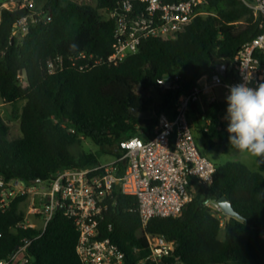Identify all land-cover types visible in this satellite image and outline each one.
Masks as SVG:
<instances>
[{"label": "trees", "instance_id": "1", "mask_svg": "<svg viewBox=\"0 0 264 264\" xmlns=\"http://www.w3.org/2000/svg\"><path fill=\"white\" fill-rule=\"evenodd\" d=\"M45 1L51 21L33 25L23 39L13 36L14 29L29 9L8 10L0 3V95L7 103L25 101L21 137L10 139L11 127L0 115V179L6 183L50 182L63 169L99 165L98 155L73 154L83 137L101 152L120 156V141L148 134L142 114L155 109L153 131L160 114L174 116L181 94L262 33L261 18L242 0H207L202 10L209 15L196 17L173 39L145 40L138 53L119 63L112 60L115 21L102 15L117 0H96V6ZM82 53L94 60L78 59ZM58 56L63 66L50 73L48 62ZM257 56L264 63V52ZM177 75V90L159 84ZM226 109V100H216L206 103L204 111H194L207 151L229 142V134L220 129ZM215 164L213 181L198 185L199 192L180 216L155 218L145 229L137 198L116 190L101 232L124 252L125 264H149L142 262L150 253L147 234L175 242V255L183 264H264V162L258 171L238 161ZM2 192L0 187V203ZM223 197L243 218L226 220L224 227L206 204ZM26 200L18 197L0 211V263L10 261L29 242L28 264H82L76 249L79 233L63 211L55 212L45 230L20 227L26 221Z\"/></svg>", "mask_w": 264, "mask_h": 264}, {"label": "built area", "instance_id": "2", "mask_svg": "<svg viewBox=\"0 0 264 264\" xmlns=\"http://www.w3.org/2000/svg\"><path fill=\"white\" fill-rule=\"evenodd\" d=\"M114 8L107 9L105 17L115 21L114 52L112 60L122 63L129 56L139 52L147 39L170 40L183 32L192 21L203 14L202 6L207 0H117ZM256 17L261 18L262 33L246 43L239 53L229 59L227 79L216 70L200 77L175 101L174 116L159 115L157 125L144 137L140 135L120 141L121 155L115 161L83 169H63L50 182L28 184L21 180L6 183L0 179L3 189L0 211L5 210L18 197L27 196L32 207L26 221L20 227L30 224L29 215L38 214L35 203L41 205V220L45 230L56 211L61 210L73 220L79 233L77 254L82 264H125V254L111 238L103 237L101 225L114 205L116 190L124 196L137 198L139 216L145 229L155 218L177 217L194 197L198 185L209 184L216 173V164L199 148L196 131L192 124L195 109L204 111L205 104L226 100L227 86L241 83L257 87L264 83V63L257 53L264 52V0H242ZM29 9L15 25L14 35L23 39L30 28L42 21H51L38 0H21L14 5ZM4 8V7H2ZM1 19V18H0ZM78 59L94 56L80 54ZM101 61H96L98 64ZM61 56L50 59L48 70L55 73L61 69ZM88 66V65H87ZM233 78L228 79L229 76ZM18 78L25 85L23 76ZM180 76L166 77L159 84L168 91L177 90ZM205 131H208L206 128ZM116 186L118 189H116ZM224 227L227 215L217 201L206 203ZM112 230V226L109 227ZM149 255L142 261L149 264H183L175 255L176 243L165 236L147 234ZM264 239V233H263ZM29 242L18 248L10 261L28 264L25 251Z\"/></svg>", "mask_w": 264, "mask_h": 264}, {"label": "rangeland", "instance_id": "3", "mask_svg": "<svg viewBox=\"0 0 264 264\" xmlns=\"http://www.w3.org/2000/svg\"><path fill=\"white\" fill-rule=\"evenodd\" d=\"M21 0H0V3H4L2 7L6 8L9 7L10 9L14 8V5L17 4ZM74 1L80 5H91L96 6L97 1L96 0H71ZM45 0H39L38 6L39 8H42L45 6ZM209 11L203 10L202 16L209 15ZM102 15L105 16V13L102 12ZM24 84V83H23ZM25 105V101H19L16 103H7L0 95V115L3 117V119L8 123V125L11 127V134L10 139H17L21 137V130H20V122H21V115L22 110ZM226 112H224L221 115V121H223V127L222 129L227 132V126L228 121L225 119ZM142 126L144 128H150L155 125L156 121V111L155 109L150 110L149 112L142 114ZM192 124L196 131V137L198 141L199 148L203 154L208 156L210 159H212L214 162L224 164L228 161H236L240 160L243 156H246L250 159H255V161H258L257 158L251 157L250 155L246 153H240L235 148H232L229 142L220 143L214 151H207L205 149L206 139L204 138V134L199 129V126L197 124L196 120V113H192ZM72 152L75 156H78L80 153H91L99 156L100 162L102 164H108L113 161H115V157L111 156L109 154H106L105 152H101V148L96 146L95 143L88 139L83 137L82 142L79 145H76L72 148ZM264 160V159H260ZM199 192L198 188L194 189V195H196ZM35 206H37V212L38 214H31L29 215L30 224L37 228L38 230H43L44 222L41 220L42 214L39 212L41 211V205L37 201L35 203ZM32 207V201L30 199H27L23 205L22 209L25 211L26 216L28 215V212L30 211V208ZM223 238V236L221 237ZM22 255L18 256L17 262L15 264H20L22 261Z\"/></svg>", "mask_w": 264, "mask_h": 264}, {"label": "clouds", "instance_id": "4", "mask_svg": "<svg viewBox=\"0 0 264 264\" xmlns=\"http://www.w3.org/2000/svg\"><path fill=\"white\" fill-rule=\"evenodd\" d=\"M227 87L225 119L231 147L264 159V83L255 88L247 82Z\"/></svg>", "mask_w": 264, "mask_h": 264}, {"label": "water", "instance_id": "5", "mask_svg": "<svg viewBox=\"0 0 264 264\" xmlns=\"http://www.w3.org/2000/svg\"><path fill=\"white\" fill-rule=\"evenodd\" d=\"M227 69H228V65L227 64H223V65H218L215 67V70L225 79H227ZM135 114L138 116V111H135ZM144 137H146V134H143ZM36 184L41 183V181H36ZM218 204L221 206V208L223 209L224 213L227 215L228 220H232L233 218H237V219H243L234 209L232 202L226 198L223 197L218 201Z\"/></svg>", "mask_w": 264, "mask_h": 264}, {"label": "crops", "instance_id": "6", "mask_svg": "<svg viewBox=\"0 0 264 264\" xmlns=\"http://www.w3.org/2000/svg\"><path fill=\"white\" fill-rule=\"evenodd\" d=\"M221 122H223V121H221ZM151 129L152 128L150 127L147 129V131L149 132ZM220 129L222 131H224L222 128H220ZM236 161L245 164L251 171H258L261 163L264 162V160L255 161V159H250V158L243 156V155H242V158L240 160H236Z\"/></svg>", "mask_w": 264, "mask_h": 264}]
</instances>
